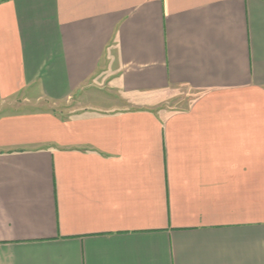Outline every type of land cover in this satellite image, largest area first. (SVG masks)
I'll use <instances>...</instances> for the list:
<instances>
[{
  "label": "crops",
  "instance_id": "0c3cea01",
  "mask_svg": "<svg viewBox=\"0 0 264 264\" xmlns=\"http://www.w3.org/2000/svg\"><path fill=\"white\" fill-rule=\"evenodd\" d=\"M0 264H264V1L0 0Z\"/></svg>",
  "mask_w": 264,
  "mask_h": 264
},
{
  "label": "rangeland",
  "instance_id": "374dc122",
  "mask_svg": "<svg viewBox=\"0 0 264 264\" xmlns=\"http://www.w3.org/2000/svg\"><path fill=\"white\" fill-rule=\"evenodd\" d=\"M191 93L182 88H175L160 96H156L154 98H149L146 102H131L130 100L125 99H116L113 95H107L106 91L101 89H96V87H85L83 88L73 99V101H68L64 103L62 108L63 110L73 111L78 109L80 114L88 113L91 114L97 113L99 110L97 109H105L107 110V96L110 99L114 98L121 105L131 106L138 105L142 107L153 108V110H168L169 108L183 110L190 104ZM104 111V110H103ZM102 114V113H100Z\"/></svg>",
  "mask_w": 264,
  "mask_h": 264
},
{
  "label": "trees",
  "instance_id": "16d2710c",
  "mask_svg": "<svg viewBox=\"0 0 264 264\" xmlns=\"http://www.w3.org/2000/svg\"><path fill=\"white\" fill-rule=\"evenodd\" d=\"M262 1H264V0H262Z\"/></svg>",
  "mask_w": 264,
  "mask_h": 264
}]
</instances>
